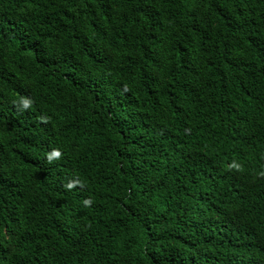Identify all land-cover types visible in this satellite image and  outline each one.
Masks as SVG:
<instances>
[{
    "label": "trees",
    "instance_id": "obj_1",
    "mask_svg": "<svg viewBox=\"0 0 264 264\" xmlns=\"http://www.w3.org/2000/svg\"><path fill=\"white\" fill-rule=\"evenodd\" d=\"M0 264H264V0H0Z\"/></svg>",
    "mask_w": 264,
    "mask_h": 264
}]
</instances>
